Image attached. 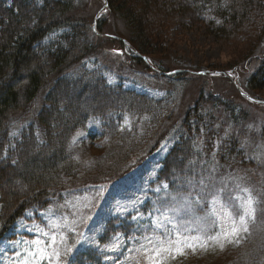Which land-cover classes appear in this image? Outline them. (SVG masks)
Returning <instances> with one entry per match:
<instances>
[{
	"label": "rangeland",
	"instance_id": "rangeland-1",
	"mask_svg": "<svg viewBox=\"0 0 264 264\" xmlns=\"http://www.w3.org/2000/svg\"><path fill=\"white\" fill-rule=\"evenodd\" d=\"M73 5L75 17L85 22L92 44V53L83 60L84 64L98 67L106 84L155 99L158 106H151L154 101L148 100L124 110H112L109 105L103 111L92 109L87 122L68 139L69 168L61 178L63 188L38 201H30L35 197L25 200L30 202L17 218L13 234L0 238V264L12 262L13 245L9 241L32 239L29 228L47 223L42 214L49 207L57 215L71 218L75 212L91 217L82 226L87 240L77 246L71 264H77L73 259L88 251L106 264H146L140 245L144 243L142 237L152 232L153 217L159 215L155 209L162 198L167 199L163 189L156 191L161 185L168 184V191L174 192L186 177L195 175L199 179L211 174L217 188L222 182L229 188L240 183L264 201V90L249 91L246 79L247 67L251 71L255 65L252 57L264 49V30L257 35L253 29L254 33L240 30L230 40L218 41L200 23L169 20L163 33L158 34V47L141 52V63L132 56L135 53L131 50L128 25L116 9L117 3L109 7L107 0H77ZM152 21L154 25L158 23ZM177 70L181 75L173 78L161 73L172 75ZM69 71L77 73L74 67ZM70 92L77 96L79 89ZM71 95L72 106L87 109ZM205 96L210 97L203 111L205 118L209 120V112L214 114L218 125L209 127L220 135L203 143L187 123L192 114L190 108L204 102ZM215 96L225 105L236 107L233 115L217 111L211 99ZM164 100H171L169 107ZM44 106V98L37 94L28 106L29 117ZM78 132L83 135L77 136ZM182 133L194 135L193 145L206 148L204 173L199 174L189 165L177 170L171 163L172 169H166L167 177H158L159 170L170 161L167 155L183 139ZM232 144L237 147L231 148ZM121 147H126L122 155L117 154ZM104 157L111 161L103 164ZM5 166L1 164L0 168ZM66 201L68 204L61 208ZM85 204L89 206L84 207ZM260 207L264 208V203ZM206 208L207 205L198 209V214L203 215ZM121 224L125 226L122 230L112 229ZM111 245H117L115 250ZM178 256L184 258V264H264V213L257 216L249 233L241 234L239 244H228L223 250L210 244L206 249H186ZM173 260L168 258L166 264H176Z\"/></svg>",
	"mask_w": 264,
	"mask_h": 264
},
{
	"label": "trees",
	"instance_id": "trees-1",
	"mask_svg": "<svg viewBox=\"0 0 264 264\" xmlns=\"http://www.w3.org/2000/svg\"><path fill=\"white\" fill-rule=\"evenodd\" d=\"M76 1L0 0V166L6 165L0 168V238L13 234L24 205L63 188V172L69 168L66 166L68 139L73 131L83 127L92 109L103 111L110 106L112 110L117 107L124 110L148 100L154 101L151 106H158L155 99L106 84L98 67L84 64L83 60L92 53V44L85 22L75 17ZM114 3L128 25L130 36H127L135 53L132 56L141 63V52L158 47V34L163 33L169 20L200 23L218 41H228L240 30L252 32L253 29L255 35L264 30V0H107L109 7ZM153 19L158 20L156 25ZM253 59L256 60L253 69L246 70L249 71L247 89L252 92L264 90V49ZM72 67L77 73H70ZM179 75L181 72L175 71L169 78ZM73 89H79L77 96L72 93L75 102L86 110L69 103ZM37 94L44 98L46 106L30 118L28 106ZM208 98L205 96L204 102L190 108L192 114L187 123L203 143L220 135L209 127V124L218 125L214 114L209 112L206 120L203 112ZM211 99L217 111L233 115L236 110L218 96ZM169 103L165 105L169 107ZM182 138L167 155L170 161L159 170L158 177L166 178V169H172V165L177 170L189 165L199 174L204 173L206 148L193 145L192 134H183ZM230 147L235 149L237 144ZM125 149L121 147L117 154ZM24 153L25 161L21 163ZM123 225L112 229L122 230ZM73 260L77 264H106L92 251ZM183 260L176 256L173 261L186 263Z\"/></svg>",
	"mask_w": 264,
	"mask_h": 264
},
{
	"label": "snow or ice",
	"instance_id": "snow-or-ice-1",
	"mask_svg": "<svg viewBox=\"0 0 264 264\" xmlns=\"http://www.w3.org/2000/svg\"><path fill=\"white\" fill-rule=\"evenodd\" d=\"M82 135L83 132L77 133V136ZM256 158L260 160V157ZM161 189L167 199L162 198L155 209L159 215L153 217L152 232L142 237L144 243L140 245L146 264H166L168 258L175 259L183 255L186 249H206L212 244L223 250L228 244H239L241 234L249 233L257 216L264 213V208L260 207L264 201L254 195L251 188L243 187L240 183L229 188L226 182L217 188L211 174L199 179L195 175L186 177L174 192L168 191L169 185L166 183L156 191ZM67 204L66 201L60 207ZM205 205L204 214L199 215L198 209H204ZM42 215L47 223L29 228L33 232L32 239L8 242L13 245L11 264H71L75 249L87 240L82 226H86L91 217L75 212L71 218L69 215H57L52 207ZM193 232L196 234L192 235ZM212 232L214 234H209ZM110 247L115 250L117 245Z\"/></svg>",
	"mask_w": 264,
	"mask_h": 264
},
{
	"label": "water",
	"instance_id": "water-1",
	"mask_svg": "<svg viewBox=\"0 0 264 264\" xmlns=\"http://www.w3.org/2000/svg\"><path fill=\"white\" fill-rule=\"evenodd\" d=\"M170 73V72H169Z\"/></svg>",
	"mask_w": 264,
	"mask_h": 264
}]
</instances>
